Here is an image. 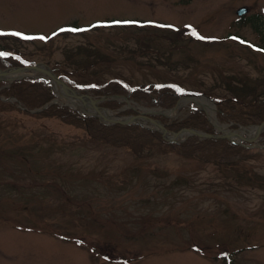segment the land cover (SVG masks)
<instances>
[{
    "label": "rangeland",
    "instance_id": "1",
    "mask_svg": "<svg viewBox=\"0 0 264 264\" xmlns=\"http://www.w3.org/2000/svg\"><path fill=\"white\" fill-rule=\"evenodd\" d=\"M182 1L0 0V52L52 67L101 106L104 95L81 87L172 83L190 92L172 107L127 92L109 97L120 106L103 109L119 118L139 113L136 120L155 130L147 115L183 120L201 110L216 132L226 125L235 135L256 123L235 129L219 120L214 99L264 102V0ZM240 6L263 17L258 29L234 22ZM190 25L199 38L185 35ZM24 75L49 80L24 68L1 78L0 88ZM67 96L47 104L87 113ZM203 97L207 108L195 101ZM164 135L182 142L192 134ZM250 141L254 147L226 154L221 143L187 155L134 153L55 117L0 111V264H229L226 256L264 264V148L257 147L264 129Z\"/></svg>",
    "mask_w": 264,
    "mask_h": 264
},
{
    "label": "trees",
    "instance_id": "2",
    "mask_svg": "<svg viewBox=\"0 0 264 264\" xmlns=\"http://www.w3.org/2000/svg\"><path fill=\"white\" fill-rule=\"evenodd\" d=\"M29 62L22 60L19 56H13V59H10L9 55L0 52V68H8L16 64L24 65ZM60 76L71 86L76 85L74 81L69 80L66 76ZM84 90L92 94L104 95L107 99L102 104L108 108H115L121 104L118 100L109 97L129 91V96L133 100L150 104L156 103L163 108L174 106L179 97L185 93H190L189 91L180 90L178 86L172 85V83L132 86L120 80H110L97 87L85 88ZM0 96H3V98L0 97V111L18 110L19 112L39 117H55L63 122L80 127L94 140L115 147L126 146L134 153L153 149L157 151L172 150L187 155L190 148H202L204 145L212 143H221L225 147L224 150L221 149L222 154L236 151L244 152L249 149V147L233 143L224 138H200L197 135H190L182 142L168 140L158 130L139 123L104 124L96 116L84 115L68 105L58 103H50L48 105L47 103L55 97V93L50 83L43 78L23 76L15 79L7 86L0 88ZM11 96L15 97V102L5 99ZM235 100L237 99L235 98ZM16 101L20 102L23 108L17 107ZM214 101L218 105L219 120L232 121L233 126L238 124H257L264 121V102L255 103L248 100H237L234 105L228 103L220 106L221 99L215 98ZM38 107H42L41 110L30 111ZM126 112L130 111L123 110L119 113L125 114ZM205 116L206 114L201 110H193L183 120H169L163 115H152V117L159 119L168 131L175 132L180 128L193 127L206 132H215L212 124Z\"/></svg>",
    "mask_w": 264,
    "mask_h": 264
},
{
    "label": "water",
    "instance_id": "3",
    "mask_svg": "<svg viewBox=\"0 0 264 264\" xmlns=\"http://www.w3.org/2000/svg\"><path fill=\"white\" fill-rule=\"evenodd\" d=\"M24 68H30V69H33V70H38V71H41L43 73H45L46 75L50 76L52 81L55 83L56 81L60 82L62 87L63 88H68L71 90V92H74L73 88H71L64 80H62L60 77H58L50 68H48L47 66H44V67H39V65H31V66H26V67H13V68H10V69H6V70H3V71H0V78H3V77H6L8 74L10 73H15L17 71H20ZM76 93V92H75ZM79 96H86L88 99H91L89 95L87 94H83V93H77ZM91 102L93 104V106L95 107L96 110H99V107L98 105L96 104V100H93L91 99ZM98 115V114H97ZM99 116V115H98ZM140 115H129L127 118H123V119H102L100 116V119L105 122V123H119V124H122V123H127V122H136L135 118L138 117ZM146 119H149L151 122H154L156 123L158 126H159V131H161L163 134L166 133V129L165 127L163 126L162 123H160V121L158 120H155L153 118H150L148 116H146ZM262 125H264V122L260 125H258L257 127H261ZM183 131L185 132H188L189 134H197V135H200V136H215V137H225V138H229L231 139L230 135L229 134H209V133H204V132H201V131H198L196 129H193V128H188V129H182Z\"/></svg>",
    "mask_w": 264,
    "mask_h": 264
},
{
    "label": "bare ground",
    "instance_id": "4",
    "mask_svg": "<svg viewBox=\"0 0 264 264\" xmlns=\"http://www.w3.org/2000/svg\"><path fill=\"white\" fill-rule=\"evenodd\" d=\"M55 87L57 89V94L60 95V96H63V95H68L67 96V99H69V102H71L74 106H77V107H82V109L86 112H94V109H92V106L89 104V103H85V101H81L80 99L77 100L75 96H77V94H75V91L74 92H71L70 89H68L67 87L65 89H62V85L60 82L56 81L55 82ZM75 90V89H73ZM66 92V93H65ZM87 98V97H86ZM202 100L200 99H195L196 102H198L200 105L202 106H205L206 108L209 107V101H207L206 98H201ZM91 102V101H90ZM96 113L99 114V116L102 118V119H113L115 118L114 115H112L108 110L106 109H103V108H100L98 111H96ZM103 123V122H102ZM218 125V124H216ZM219 129L222 131V132H227L229 131L227 129V126L226 125H219ZM262 129H264V127H260V128H244V129H239V131H237V133L235 135H232L234 138H240L243 133H246L248 135L249 138H252L255 133L261 131Z\"/></svg>",
    "mask_w": 264,
    "mask_h": 264
},
{
    "label": "snow or ice",
    "instance_id": "5",
    "mask_svg": "<svg viewBox=\"0 0 264 264\" xmlns=\"http://www.w3.org/2000/svg\"><path fill=\"white\" fill-rule=\"evenodd\" d=\"M98 23H100V22H98ZM116 23H119V21H116ZM3 30H0V32H2ZM194 31V30H193ZM13 34H15V35H19V36H24L25 34L24 33H21V32H14ZM194 34H197V33H195L194 32Z\"/></svg>",
    "mask_w": 264,
    "mask_h": 264
}]
</instances>
